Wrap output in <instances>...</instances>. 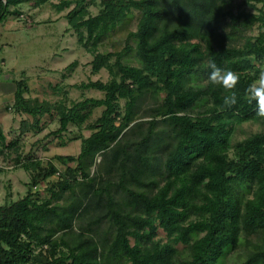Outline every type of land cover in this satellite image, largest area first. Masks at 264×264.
<instances>
[{
  "label": "trees",
  "instance_id": "trees-1",
  "mask_svg": "<svg viewBox=\"0 0 264 264\" xmlns=\"http://www.w3.org/2000/svg\"><path fill=\"white\" fill-rule=\"evenodd\" d=\"M54 1L59 13L73 6L70 29L92 72L110 79L77 86L103 97L70 107L26 98L25 80L15 82V109L32 118L21 134L55 113V134L75 126L81 148L55 157L63 171L14 158L30 182L0 206V264H224L234 253L236 264H264V131L234 142L236 126L264 120L246 95L264 71V9L242 7L264 0H0V24L24 3ZM132 11L124 48L99 52ZM210 60L239 76L233 89L209 81ZM231 93L237 102L225 105ZM14 147L0 126V157ZM44 183L50 197L39 198Z\"/></svg>",
  "mask_w": 264,
  "mask_h": 264
},
{
  "label": "rangeland",
  "instance_id": "rangeland-1",
  "mask_svg": "<svg viewBox=\"0 0 264 264\" xmlns=\"http://www.w3.org/2000/svg\"><path fill=\"white\" fill-rule=\"evenodd\" d=\"M57 3L54 1L41 7H35L32 2L24 3L18 7L20 13L10 15L0 24V126L4 129L7 143H16V147L10 151L11 158L0 157V206L16 201L27 193L30 176L16 166L14 158L18 154L23 161L38 159L44 164L54 161L63 171L65 167L55 157H76L81 148V141L77 139L80 132L75 126L70 125L63 134H55L60 127L55 113L53 117L45 116L41 120V132L32 131L22 135L21 122L32 121V118L15 109V82L25 80L28 87L26 98L51 104L62 102L70 107L74 102L87 98L103 97L99 91L81 90L77 86L110 79L107 70L97 74L92 72V55L79 44L78 35L70 29L66 15L73 6L59 13L53 6ZM240 4L234 2L235 12ZM242 7L256 13L262 7L264 9V4H256V9L247 4ZM99 10V6L89 8L91 15H97ZM139 17V12L132 11L125 22L104 39L98 51L107 53L122 50L128 33L136 30ZM252 34L256 35L257 29ZM125 61L130 65H138L133 53ZM121 105H124V101H121ZM102 111L103 108L95 109L92 121L100 117ZM260 131H264V120L244 122L236 126L234 142ZM81 134L88 137L90 131L84 130ZM100 160L98 157L97 162ZM70 166L75 167L73 164ZM46 185L44 183L37 188L39 198L50 197V193L43 191ZM160 237H163L162 233ZM237 259L238 254L234 253L228 256L224 264H236Z\"/></svg>",
  "mask_w": 264,
  "mask_h": 264
},
{
  "label": "clouds",
  "instance_id": "clouds-1",
  "mask_svg": "<svg viewBox=\"0 0 264 264\" xmlns=\"http://www.w3.org/2000/svg\"><path fill=\"white\" fill-rule=\"evenodd\" d=\"M207 67L210 69L208 79L213 84H219L225 89H233L239 80V76L230 71L217 67L212 60L208 62ZM246 95L249 102L255 100L258 114L264 116V71L259 72L256 81L248 86ZM237 102L235 93H231L224 97V104L231 106Z\"/></svg>",
  "mask_w": 264,
  "mask_h": 264
},
{
  "label": "crops",
  "instance_id": "crops-1",
  "mask_svg": "<svg viewBox=\"0 0 264 264\" xmlns=\"http://www.w3.org/2000/svg\"><path fill=\"white\" fill-rule=\"evenodd\" d=\"M1 85H3V84H1Z\"/></svg>",
  "mask_w": 264,
  "mask_h": 264
}]
</instances>
